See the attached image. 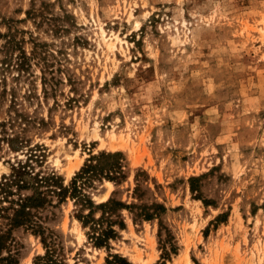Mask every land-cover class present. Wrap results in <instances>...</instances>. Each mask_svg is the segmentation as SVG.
I'll use <instances>...</instances> for the list:
<instances>
[{"label":"rangeland","instance_id":"obj_1","mask_svg":"<svg viewBox=\"0 0 264 264\" xmlns=\"http://www.w3.org/2000/svg\"><path fill=\"white\" fill-rule=\"evenodd\" d=\"M31 8L42 15L26 18ZM9 33L26 51L31 36L45 46L38 63L5 74L0 137L24 144L12 152L0 141V177L32 151L45 156L36 171L68 184L90 156L120 152L126 180L95 182L92 199L115 192L166 209L150 221L123 210L107 250L87 241L73 201L49 208L44 226L67 264H104L108 253L130 264H264V0H0ZM10 240L19 264L44 254L30 230Z\"/></svg>","mask_w":264,"mask_h":264},{"label":"trees","instance_id":"obj_2","mask_svg":"<svg viewBox=\"0 0 264 264\" xmlns=\"http://www.w3.org/2000/svg\"><path fill=\"white\" fill-rule=\"evenodd\" d=\"M45 7L43 4V8ZM42 10L31 8L26 12V18L42 15ZM1 38L4 39V43L0 47V53L3 55L0 60V98L6 95V72L11 67H15L18 72H24L30 68L31 61L38 63V60L44 58V51L41 48L45 46L31 36L30 51H26L23 39H16L10 33L0 34ZM0 141H5L12 152L22 151L24 144L17 142L15 145L17 139L7 134L0 137ZM35 148L38 149L40 146ZM44 157L43 154L35 155L31 151L24 161L19 160L10 164V172L0 177V264H19L9 250V242L12 230L20 227L30 230L33 235L39 237L44 249V254L36 256L32 264H67L62 252L63 247L59 241L57 242L58 237L44 226L47 216L43 214L67 199L73 201L76 207L74 217L86 230L87 241L96 249L110 250L109 242L118 239L119 232L125 229L121 215L123 210L131 212L135 209L133 220L136 216L144 221L157 219L166 211L164 205L159 203L150 206L126 204L114 197L115 192L103 202L98 203L92 199L88 190L93 188L95 182L106 180L119 185L126 180L123 165L125 159L120 152H99L90 156L68 184H65L64 179L55 172L36 171L32 163L39 165ZM134 181L136 184L133 194L137 199L139 198L137 194H140L137 176L134 177ZM163 256V259H167L169 253L164 252ZM104 264L130 263L119 254L108 253Z\"/></svg>","mask_w":264,"mask_h":264},{"label":"bare ground","instance_id":"obj_3","mask_svg":"<svg viewBox=\"0 0 264 264\" xmlns=\"http://www.w3.org/2000/svg\"><path fill=\"white\" fill-rule=\"evenodd\" d=\"M70 172V171H69ZM107 184L108 185H110V183L109 182H107ZM106 196H107V194L103 197V199L101 200V201H104V200H106L107 198H106ZM186 257V256H185Z\"/></svg>","mask_w":264,"mask_h":264}]
</instances>
